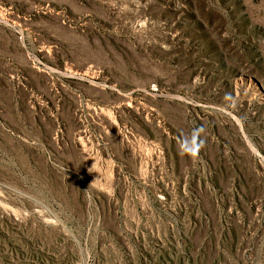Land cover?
I'll use <instances>...</instances> for the list:
<instances>
[{"label": "rangeland", "instance_id": "1", "mask_svg": "<svg viewBox=\"0 0 264 264\" xmlns=\"http://www.w3.org/2000/svg\"><path fill=\"white\" fill-rule=\"evenodd\" d=\"M0 264H264V0H0Z\"/></svg>", "mask_w": 264, "mask_h": 264}, {"label": "clouds", "instance_id": "2", "mask_svg": "<svg viewBox=\"0 0 264 264\" xmlns=\"http://www.w3.org/2000/svg\"><path fill=\"white\" fill-rule=\"evenodd\" d=\"M187 155H189L190 157L194 158L195 156L198 155V148H197V150L194 153L193 152H189V153H187Z\"/></svg>", "mask_w": 264, "mask_h": 264}]
</instances>
